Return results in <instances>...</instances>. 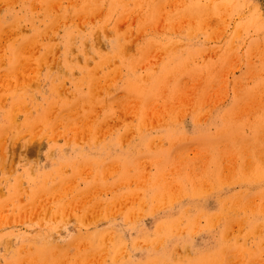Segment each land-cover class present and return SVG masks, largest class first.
I'll list each match as a JSON object with an SVG mask.
<instances>
[{"label":"rangeland","instance_id":"obj_1","mask_svg":"<svg viewBox=\"0 0 264 264\" xmlns=\"http://www.w3.org/2000/svg\"><path fill=\"white\" fill-rule=\"evenodd\" d=\"M0 264H264V0H0Z\"/></svg>","mask_w":264,"mask_h":264}]
</instances>
